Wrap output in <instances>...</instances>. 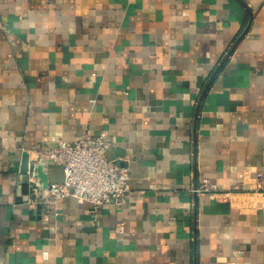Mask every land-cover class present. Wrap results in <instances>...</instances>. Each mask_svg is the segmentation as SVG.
<instances>
[{"label": "crops", "instance_id": "0c3cea01", "mask_svg": "<svg viewBox=\"0 0 264 264\" xmlns=\"http://www.w3.org/2000/svg\"><path fill=\"white\" fill-rule=\"evenodd\" d=\"M100 133L124 206L31 205ZM257 172L264 0H0V264H264Z\"/></svg>", "mask_w": 264, "mask_h": 264}, {"label": "built area", "instance_id": "2783aa9c", "mask_svg": "<svg viewBox=\"0 0 264 264\" xmlns=\"http://www.w3.org/2000/svg\"><path fill=\"white\" fill-rule=\"evenodd\" d=\"M104 134L84 135L78 140H58L53 148L39 149V157L44 156L50 163L62 167L64 177L61 182H50L43 188L32 187V193L37 199H29L50 205L56 200L72 196L79 202L88 203L93 216L104 205L113 203L123 207L129 191L130 174L127 167L119 165L107 157L111 147ZM263 172H257L256 178H263ZM198 192L214 193L206 178L195 188ZM37 200V201H35ZM123 231V225L117 227V232Z\"/></svg>", "mask_w": 264, "mask_h": 264}, {"label": "water", "instance_id": "95a60500", "mask_svg": "<svg viewBox=\"0 0 264 264\" xmlns=\"http://www.w3.org/2000/svg\"><path fill=\"white\" fill-rule=\"evenodd\" d=\"M54 165V164H53ZM53 165H51V167L53 166ZM63 180V178H61L60 180H57L56 182H61Z\"/></svg>", "mask_w": 264, "mask_h": 264}]
</instances>
